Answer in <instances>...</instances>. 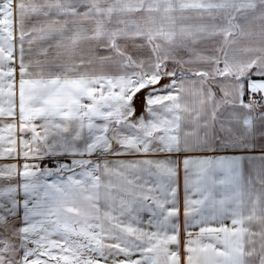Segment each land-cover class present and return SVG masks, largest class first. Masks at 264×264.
Segmentation results:
<instances>
[{
  "label": "crops",
  "instance_id": "1",
  "mask_svg": "<svg viewBox=\"0 0 264 264\" xmlns=\"http://www.w3.org/2000/svg\"><path fill=\"white\" fill-rule=\"evenodd\" d=\"M221 51L251 77L245 95L211 63ZM176 74L165 139L149 136L150 117L136 154L93 133L120 81ZM251 89L264 93V0H0V175L71 164L92 206L76 221L96 242L78 251L103 264H264V109L245 101Z\"/></svg>",
  "mask_w": 264,
  "mask_h": 264
},
{
  "label": "rangeland",
  "instance_id": "2",
  "mask_svg": "<svg viewBox=\"0 0 264 264\" xmlns=\"http://www.w3.org/2000/svg\"><path fill=\"white\" fill-rule=\"evenodd\" d=\"M201 46L208 47V45ZM210 47L212 51L220 49L222 51L226 49L231 53L234 51V44L225 46L214 44ZM222 51L218 52L219 58L211 63L218 65L222 73L227 74L222 77H226L230 82H239L245 95L244 88L251 77L232 73L231 68H234L235 61L220 57ZM181 78L178 74L149 77L146 86L141 83L130 88L123 84L125 81H120L118 83L120 85L115 90L105 93L100 105L101 119L98 122L91 121V130L94 131L93 133L97 131L102 133L107 129L110 134L105 138L101 137L102 140L112 143L114 139L117 143L124 141L123 146L128 148L130 153L136 154L140 150L139 145L138 148L135 144L139 137L136 136V131L141 132L139 122L145 117H150L153 132L149 136L154 134L159 140L165 139L163 132L156 131L157 129L172 131L174 116L166 117L167 106L164 99L175 102L176 84ZM120 120L123 124L117 125ZM126 140L132 142L126 144ZM59 162L52 167H50L51 162L46 165L42 163L38 171L32 169L27 175H0V262L2 264H9V261H13L14 264H81L82 257L90 259L89 261L94 260L95 264H103L101 252L97 253L94 249V252L82 254L78 251L81 245L88 244V247L91 244L96 245L95 235L86 230L87 233L82 236V223L76 221L82 213L92 212L89 202L91 199L82 192L84 191L81 189L82 186H76L74 178L69 177V174L74 175L73 166L64 161ZM47 166L48 171L43 173L42 170ZM53 179L68 180V184L52 185L49 181Z\"/></svg>",
  "mask_w": 264,
  "mask_h": 264
},
{
  "label": "built area",
  "instance_id": "3",
  "mask_svg": "<svg viewBox=\"0 0 264 264\" xmlns=\"http://www.w3.org/2000/svg\"><path fill=\"white\" fill-rule=\"evenodd\" d=\"M245 101L256 109H262L264 108V94L256 89L249 90L248 94L245 97ZM60 163L59 161H52L50 163V167L55 166L56 164ZM41 166V165H39ZM39 166H36L33 168L34 171L39 170ZM50 169V168H49ZM48 171V166L45 170H42L43 173H46Z\"/></svg>",
  "mask_w": 264,
  "mask_h": 264
}]
</instances>
